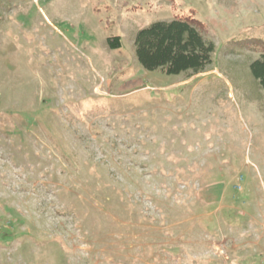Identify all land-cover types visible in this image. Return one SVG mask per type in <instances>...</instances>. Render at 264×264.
<instances>
[{
  "label": "rangeland",
  "instance_id": "rangeland-1",
  "mask_svg": "<svg viewBox=\"0 0 264 264\" xmlns=\"http://www.w3.org/2000/svg\"><path fill=\"white\" fill-rule=\"evenodd\" d=\"M186 17L211 63L144 70ZM262 54L264 0H0V264H264Z\"/></svg>",
  "mask_w": 264,
  "mask_h": 264
},
{
  "label": "trees",
  "instance_id": "trees-1",
  "mask_svg": "<svg viewBox=\"0 0 264 264\" xmlns=\"http://www.w3.org/2000/svg\"><path fill=\"white\" fill-rule=\"evenodd\" d=\"M110 47L120 46L119 37L108 38ZM135 57L147 71L166 75L202 73L211 63L213 44L205 41L199 23L191 17L157 21L139 29L133 40ZM254 78L264 89V54L250 65ZM138 80H130L127 85Z\"/></svg>",
  "mask_w": 264,
  "mask_h": 264
}]
</instances>
